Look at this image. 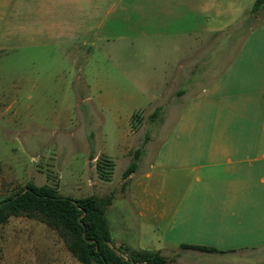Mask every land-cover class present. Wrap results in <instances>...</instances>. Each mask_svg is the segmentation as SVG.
<instances>
[{
    "label": "crops",
    "instance_id": "obj_1",
    "mask_svg": "<svg viewBox=\"0 0 264 264\" xmlns=\"http://www.w3.org/2000/svg\"><path fill=\"white\" fill-rule=\"evenodd\" d=\"M119 1L0 0V57L102 42ZM253 2L149 0V66L160 60L162 85L174 96L165 103L181 107L106 212L128 202L133 231L157 242L116 246L173 264L264 262V8L250 14ZM181 87L196 88L183 103Z\"/></svg>",
    "mask_w": 264,
    "mask_h": 264
},
{
    "label": "rangeland",
    "instance_id": "obj_2",
    "mask_svg": "<svg viewBox=\"0 0 264 264\" xmlns=\"http://www.w3.org/2000/svg\"><path fill=\"white\" fill-rule=\"evenodd\" d=\"M105 26L107 38L84 48L0 57V198L32 182L62 197L115 200L136 150L141 161L151 159L171 133L181 104L165 103L174 96L162 85L160 60L149 66V0H120ZM181 89L183 103L196 88ZM106 160L113 164L109 182L97 172ZM124 204L114 202L106 214L115 249L114 242H157L149 231H133L134 213ZM0 264L79 263L45 225L11 217L0 226Z\"/></svg>",
    "mask_w": 264,
    "mask_h": 264
},
{
    "label": "trees",
    "instance_id": "obj_3",
    "mask_svg": "<svg viewBox=\"0 0 264 264\" xmlns=\"http://www.w3.org/2000/svg\"><path fill=\"white\" fill-rule=\"evenodd\" d=\"M262 8L264 0H254L249 13L254 14ZM133 118L136 119L135 116ZM141 154L140 149L136 150L133 161L123 172L121 190L126 187L127 177L136 171ZM102 166L109 168V172H104ZM112 167L113 164L108 160L99 164V178L109 182ZM112 202V194L72 199L60 196L50 186L28 182L16 193L0 198V226L11 217L40 222L57 235L79 264H170V259L157 252L130 251L124 247L115 249L106 219V212ZM182 249L216 252L206 247L182 246Z\"/></svg>",
    "mask_w": 264,
    "mask_h": 264
},
{
    "label": "water",
    "instance_id": "obj_4",
    "mask_svg": "<svg viewBox=\"0 0 264 264\" xmlns=\"http://www.w3.org/2000/svg\"><path fill=\"white\" fill-rule=\"evenodd\" d=\"M83 236H85V234H83ZM89 242H92V241H89Z\"/></svg>",
    "mask_w": 264,
    "mask_h": 264
}]
</instances>
